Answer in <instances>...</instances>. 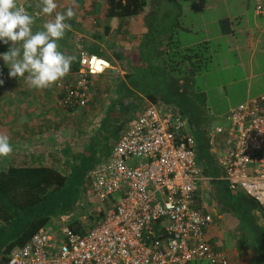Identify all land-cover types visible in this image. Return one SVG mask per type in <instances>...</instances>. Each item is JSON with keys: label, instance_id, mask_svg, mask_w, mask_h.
I'll return each mask as SVG.
<instances>
[{"label": "built area", "instance_id": "2783aa9c", "mask_svg": "<svg viewBox=\"0 0 264 264\" xmlns=\"http://www.w3.org/2000/svg\"><path fill=\"white\" fill-rule=\"evenodd\" d=\"M77 65L52 85L71 116L92 96L90 77L113 68L85 52H79ZM263 104L261 94L227 110L231 138L216 163L228 188L244 191L264 208ZM221 133L210 130V147ZM86 177L96 204L90 212L102 213L95 224L83 225L81 233L41 227L4 264H228L205 235L212 218L198 207L196 194L209 177L195 162V141L173 105L148 103Z\"/></svg>", "mask_w": 264, "mask_h": 264}, {"label": "crops", "instance_id": "0c3cea01", "mask_svg": "<svg viewBox=\"0 0 264 264\" xmlns=\"http://www.w3.org/2000/svg\"><path fill=\"white\" fill-rule=\"evenodd\" d=\"M174 1L180 7L181 14L186 0ZM188 2L195 6L194 10L198 14V17L201 16L200 10L203 8L220 6V10L211 19L208 10L212 11L213 9H205L204 11L208 12V14L201 20L199 18V29H196L203 33V37L193 41H182L179 43L180 46L184 47L199 42H207L208 47H210L209 42L213 38L221 39L226 45V51H233L235 53L237 64L241 68L244 64H247L249 76L253 77L256 75L259 77L256 81L251 82L250 80L246 85L241 96L242 102L264 94V0H190ZM17 3L23 6L29 13L32 11V8H37L36 5L39 3V0H17ZM56 3L58 5L57 11H65L67 7L74 6L73 0H56ZM92 3L93 0H75V6H77L75 7L76 15L70 21H67L71 24L72 30L66 33L64 39L59 41V45L62 52L76 57L71 66L70 73L75 71L79 52L86 53L87 48H92L95 52H99L111 61L112 69H107L102 74L91 76L89 79V87L92 91V100L95 107L89 109L86 107L85 112L82 109L80 110L83 114L82 121L85 120V122L91 123L89 120L93 118V127L95 122L101 125L106 119H109V123H111L123 117L122 127L114 136L111 143H109L110 148L128 120L135 117L144 108L136 111L137 104L139 102H144L145 105L152 103L144 95L138 92L135 93L134 89L124 79V74H133V69L124 62L125 56L139 48L138 46L143 35H145L143 39L146 41V38L151 34V30L148 32L146 28L137 34L128 32V26L133 22L132 17L114 19L112 24L107 26L108 21L103 16L104 4ZM97 5L98 8L95 10ZM251 6L252 13L250 20H248L245 14ZM256 6H259L260 9L257 10ZM37 10L39 9L37 8ZM47 19L48 17L43 16L40 24L36 21L34 30L41 28ZM220 21L223 23L222 27L226 29L224 33L221 32ZM214 22L218 24L219 29L217 32L209 34L206 23L214 24ZM175 24L177 22H174L173 27L168 30L173 35L176 29ZM185 30L191 31V28H186ZM9 47L10 45L7 46V48ZM245 51L247 52V61H244L241 55ZM253 69H256L254 75ZM6 71L9 72V69H4V88L2 87L0 91L1 96H5L6 98L4 99L6 101L8 98H15V100L17 99L16 102H18L19 98L17 96L22 92L21 94L25 96V101L22 103L24 109L17 117L11 116L13 112L10 111L0 114V118L3 120L0 122V134L5 133L9 137L14 153L10 155V158L5 157L0 160L3 163V166L0 165V169H4L9 165L49 163L51 159H55L54 155L57 156L59 162H62L66 161L65 157L60 158V155L58 157V151H62L63 148L69 150L73 154L72 156L75 157L77 152H82L88 147V135L90 132L88 133L86 127H83L86 131L85 143L81 145V137L78 138L74 134L78 129H73V126L71 125L70 127L69 124L67 126L66 122V126L59 122V115L62 109L57 105V95L52 87L36 90L33 93L28 89L26 93H23L21 82L24 81V78H17L16 84L9 81L10 78ZM132 79L130 77V80ZM122 82H124L123 85ZM13 84L15 88L12 87ZM125 86L129 90L124 93L120 89L126 88ZM133 92L136 94V97ZM37 101L41 104L48 103V105L55 103V109L50 111L48 116L46 115V118L53 120L56 126L48 129L39 127L33 133H24L22 130L28 125L27 122H31L32 118L37 115L34 114L35 110H32L30 111L32 113L31 118H26L28 113L24 114L26 110L25 103H31V107H35L36 109L40 105ZM55 110H59V112H55ZM262 110L264 112V104L262 105ZM13 118L16 119V125H13ZM42 118L45 119V116ZM60 118L64 119V115L62 114ZM227 127L222 128L223 133L216 137L217 143L214 147H209V151L214 154L215 159L225 151L226 146L230 142L231 137L226 133ZM198 129L203 131L205 138H207L211 130L204 122L198 124ZM19 137L26 142V146L23 148H19V146L23 145H21L22 140ZM108 149L104 152V156L100 161L105 160ZM262 155L264 156V149L262 150ZM11 156H14V158H11ZM219 176H208L209 180L204 184H200L197 188V205L201 210L209 212L212 218L211 224L205 230L208 242L213 248L225 255L228 264H264V217L256 210L251 211L250 215L247 216L242 212L236 213L233 209L220 204L219 200H224V198L221 194V189L214 183V180L216 178L219 179ZM236 214L241 215L242 218ZM245 215L246 217H243ZM243 218L247 219V221ZM250 239H254L255 241L256 247L254 245L253 249L247 245V241H250ZM259 247L263 249L261 250ZM250 257L255 258V260H248Z\"/></svg>", "mask_w": 264, "mask_h": 264}, {"label": "trees", "instance_id": "16d2710c", "mask_svg": "<svg viewBox=\"0 0 264 264\" xmlns=\"http://www.w3.org/2000/svg\"><path fill=\"white\" fill-rule=\"evenodd\" d=\"M94 2L99 5L104 4L103 16L108 21L107 26L111 25L114 19L132 17L133 22L129 24L128 32L137 34L146 28L148 32L151 30V34L146 38V41L143 39L145 36L143 35L139 48L125 56L124 62L133 69V74H124V79L134 89L135 93L138 92L144 95L154 104H171L183 117L186 105L185 109L182 110L180 108L182 103H176L170 98V95L182 92L178 87L183 86L185 75L191 76L207 69L211 59L208 43L199 42L182 47L174 39L171 31H168L174 23L168 25L167 31L163 23H160L161 27H158V21L160 20H157V16L161 4L160 0H93ZM171 2L180 12L177 3L174 0H171ZM97 8L98 5L95 10ZM219 23L221 32L224 33L226 29L222 27V21ZM7 49V45L0 43V53H4ZM86 50V53L96 55L111 63L108 58L99 52H95L92 48ZM77 67L78 65L74 70ZM181 74L183 77H178ZM130 77L133 79L130 80ZM3 78L4 69L0 66V91L3 87ZM125 87L120 89L124 93L129 90L127 86ZM89 90L92 93L90 87ZM92 99L91 96L82 110L86 107L88 109L95 107ZM57 105L59 107L58 100ZM66 119H70V114L65 116ZM52 123L55 122L52 121ZM68 124L72 125L71 123ZM45 128L48 129L51 126ZM78 130H76V133H79ZM195 130L198 132L196 136L191 134V130L189 131L195 141V162L201 167L204 175L212 177L221 175L222 171L216 163L214 154L209 151L210 146L203 131H200L198 126ZM109 143L106 150L109 148ZM88 144V147L82 152H77L75 157L72 156L73 154L69 150L62 147V151H58V157L59 155L60 158L65 157L66 161H62L63 166H59L60 162L58 165L57 163H36L18 166L9 165L4 169H0V264L5 263L13 248L24 244L34 232L44 227L50 221L49 219L59 216L69 217L72 211L69 192L78 186L83 188L84 181L89 182L86 177L87 170L97 164L89 161L95 153L92 140L89 138ZM54 156L58 162L59 159L56 155ZM214 183L221 189L224 198V200H219L220 204H224L234 211L241 210L247 216L250 215L251 211L256 210L264 217V208L244 191L237 188H228L226 182L222 179L216 178ZM86 190L92 196L89 183ZM101 215L102 213L99 211L96 213L89 212L85 217L90 220L87 226L94 225ZM67 226L78 233L83 231L82 223L73 219L72 216L68 218ZM259 248L263 249L262 247Z\"/></svg>", "mask_w": 264, "mask_h": 264}, {"label": "rangeland", "instance_id": "374dc122", "mask_svg": "<svg viewBox=\"0 0 264 264\" xmlns=\"http://www.w3.org/2000/svg\"><path fill=\"white\" fill-rule=\"evenodd\" d=\"M188 1L190 0H186V2H184L186 4L183 7L181 14L178 8L173 6L171 0H160L161 4L158 9L159 14L157 16V20H160L158 21L159 22L158 27H161L160 23H163V26L167 31L169 24L177 22V24H175L176 35L174 34V39H176L179 43L182 41H193V40L201 39V37H203V33L197 30L199 29L198 26L199 18L201 20L202 18H205V15L208 14V12L204 10L213 9L212 11L208 10L210 12L211 19H213L216 13L220 10V6L203 8L200 10L201 16L198 17V14H196L194 10L195 6L191 5ZM35 10H37V8L35 9L32 8V11L29 13L34 15L37 11H39V10L37 11ZM251 13H252V6L247 10L245 14L248 20H250ZM42 18L43 15L39 16L36 19V21L40 24L42 22ZM206 24L208 27L209 34H212L213 32L215 33L219 29L218 24L216 22H214V24L213 23H206ZM186 28L188 29L191 28V31L185 30ZM209 45H210L209 49H210L211 59L207 66V69L191 76L185 75V77H183L182 74L178 75V77L181 76L183 77V79H185V81L183 82V86L178 87L179 90H182V92L181 93L178 92L176 94L173 93L170 95V98L173 101H175L176 103H182L180 105V108H182V110L185 109V105H186V110L183 113V117L187 123L186 129L188 131L191 130L190 132H192L191 134L193 136L198 135V132L195 129L199 123H203V122L207 124L211 129H214L216 127L221 129L226 128V126L228 125L227 120L225 118L227 110L237 105L238 103L242 102L241 100L242 92L244 91L246 85L250 82V80L252 82L259 79V77L256 75L253 77L249 76L247 64H244L242 68L239 66V64H237L235 53L233 51H229V52L226 51V45L221 41V39L213 38V40L209 42ZM241 55H242V59L244 61H247V52L246 51L242 52ZM3 63L4 61L0 59V66L4 67V69L6 70L7 65ZM6 73L8 74V71H6ZM254 73H256V69H253V75ZM9 78H10L9 81H12L17 84V78H12V77ZM12 87L15 88L14 84ZM28 89L32 93L33 91H36V89H30L29 87H27V85L25 84V80L21 82V90L23 91V93H26ZM21 93L22 92L19 93V96L16 95L17 98H19L18 102H16L17 99L15 100V98H13L14 101L11 98H8L6 101V99H4L6 97L1 96L0 94L1 96L0 114H5L7 111L8 112L10 111L13 112L11 116L17 117V115L24 109L22 103L25 101V96L22 95ZM39 103L40 102H38V104ZM144 105H145L144 102H139L136 106V111H140L144 107ZM59 108L62 109V112L59 115V119H60L59 122L64 125L66 122L67 126L68 123H71L73 129L76 128L79 129L78 130L79 133L75 132L74 134H76L78 138L81 137V143H80L81 145L85 143L84 138L86 131L83 129V127H86L88 129V133L90 132L88 138L92 140L93 147L95 150L94 155L90 158L89 161L98 163L101 160V158H103L108 143L113 140L114 136L121 129L123 123V117L117 119L118 121H116V123L114 124L109 123L110 120L108 119L102 122L101 125H98L95 122L93 127V122H94L93 118L89 120V122L91 123H87L85 122V120L82 121L83 114L81 113L82 111L79 112L80 109L75 112V113L79 112L78 115L75 114V116L73 117L70 115V119L65 120V116L69 114L68 113L69 109L61 105H59ZM25 109L26 110L24 111V114L26 112L28 113V115L25 114L27 116L26 118L29 119L31 118L30 116L32 113H30V111L32 110H35L34 114L37 115H35L32 118L31 122H27L28 125H26V127L22 130L24 133H33V131H36L37 128L39 127L51 126L52 128L56 126V123H52L53 120L46 118V115L48 116L49 112L55 109V103H53L52 105H48V103L47 104L40 103L39 107L36 109L35 107H31V103H25ZM85 110L86 109H84L83 111L85 112ZM55 112H59V110H55ZM62 114L64 115V119L60 118ZM43 116H45V119L42 118ZM1 121L3 120L0 118V122ZM18 121L21 122L20 120ZM13 122H14L13 125H16L15 123L16 119L13 118ZM82 131L83 133H81ZM19 139L22 140L21 137H19ZM21 145L22 146H19V148L25 147L26 142L22 140ZM12 154L14 153L12 152ZM8 157L10 158V155ZM11 158H14V156H11ZM0 160H2V158ZM63 162L59 163V161L57 162V159H51L49 164L57 163L58 165L59 163V166H63ZM6 164H8V162H6ZM0 165L3 166V163L0 162ZM83 185H84L83 187L84 189L81 188V186L80 188L78 186L76 189L74 188L72 191L69 192L70 203L72 204V211L69 214V217L72 216L73 219L79 220L82 223V225H88V222H90V220L86 219L85 217L90 212V208L92 207L94 208L96 204L93 199L94 197L91 196L89 192H86L87 191L86 189L88 188V181L85 180ZM235 212L240 213L242 211L237 210ZM236 215L242 218L241 215L239 214ZM69 217L67 216H59L57 218L52 217L51 219H49L50 221H48L45 227L55 229V227L67 226V220ZM243 217H246V215ZM244 220L247 221V219ZM247 243H248L247 245H249V247L253 249L255 245L254 239L252 240L250 239V241H247ZM250 259L255 260V258L252 257L248 258V260Z\"/></svg>", "mask_w": 264, "mask_h": 264}, {"label": "clouds", "instance_id": "9594fccd", "mask_svg": "<svg viewBox=\"0 0 264 264\" xmlns=\"http://www.w3.org/2000/svg\"><path fill=\"white\" fill-rule=\"evenodd\" d=\"M74 6L57 11L56 0H39L34 15L17 3V0H0V43L10 45L0 53L7 65L9 77L21 78L30 89L43 90L64 79L76 59L60 50L59 41L64 39L72 26L67 21L75 17ZM48 17L41 28L34 30L39 16ZM13 152L10 139L0 134V158Z\"/></svg>", "mask_w": 264, "mask_h": 264}]
</instances>
